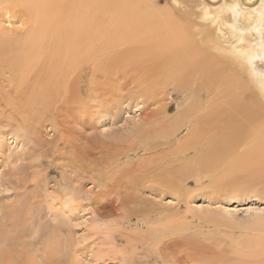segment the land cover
<instances>
[{
    "label": "rangeland",
    "instance_id": "374dc122",
    "mask_svg": "<svg viewBox=\"0 0 264 264\" xmlns=\"http://www.w3.org/2000/svg\"><path fill=\"white\" fill-rule=\"evenodd\" d=\"M119 1L98 7V17L190 20L198 16L203 3L219 0ZM19 23L4 25L17 31ZM115 43L109 52L130 45L125 39ZM106 63L103 60L100 73L91 63L84 64L76 87L47 106L40 98L0 90V96L4 93L0 97V232L6 231L8 237L10 233L8 241L0 235V264H163L169 253L170 259H180L175 245L182 244L191 253L199 248L231 253L242 234L215 225L207 216L221 212L239 227L264 213V198L251 191L234 195L208 177L198 183L187 178L178 195L151 181L171 159L169 148L173 150L187 134L184 128L151 141L156 138L154 126L164 119L159 113L166 108L164 120L169 122L185 96L171 84L159 86L154 96H139L130 70H116ZM145 130L151 132L148 141L141 136ZM160 163L162 167H157ZM133 176L141 180L135 189L127 185ZM126 196L130 200L124 201ZM151 205L155 207L151 216L135 213ZM153 228L164 236L155 238ZM47 240L56 246L45 248Z\"/></svg>",
    "mask_w": 264,
    "mask_h": 264
},
{
    "label": "bare ground",
    "instance_id": "6f19581e",
    "mask_svg": "<svg viewBox=\"0 0 264 264\" xmlns=\"http://www.w3.org/2000/svg\"><path fill=\"white\" fill-rule=\"evenodd\" d=\"M109 1L0 0V90L9 95L17 91L28 99L40 98L47 106L76 87L84 64L91 63L93 71L100 73L103 60L116 70L129 69L139 96H154L159 86L171 84L179 94H184V103L169 122L164 120L166 108L159 113L164 119L154 126L156 138L151 141L157 142L163 135L173 136L184 128L187 134H183L173 150L169 148L171 159L165 166L161 163L157 166L162 167V174L151 181L178 195L188 179L198 183L208 177L215 185L227 186L226 190H232L234 195L251 191L252 195L264 198V0L203 3L198 16L173 22L149 17L129 20L98 17L97 8L107 7ZM15 20L22 25L17 31L4 25L8 21L13 26ZM123 39L129 40L130 45L120 47L123 49L120 52L108 51L109 46L116 47L115 42ZM104 40L108 46L103 45ZM147 132L141 136L148 141L151 132ZM134 177L127 180L132 189L141 181ZM123 199L127 201L129 196ZM147 208L135 213L151 216L155 207ZM207 219L231 230L236 228L242 234L231 253H209L201 248L191 253L188 245L182 244L175 245L180 259H170L169 253V260L165 261L264 264V213L242 221L239 227L221 212H212ZM4 232L0 235L3 233L8 241L10 233L7 231L8 237ZM154 236L164 235L154 229ZM45 242L49 250L56 246Z\"/></svg>",
    "mask_w": 264,
    "mask_h": 264
}]
</instances>
